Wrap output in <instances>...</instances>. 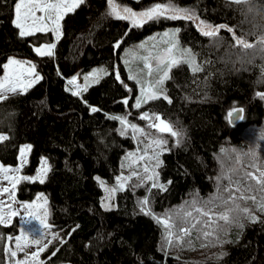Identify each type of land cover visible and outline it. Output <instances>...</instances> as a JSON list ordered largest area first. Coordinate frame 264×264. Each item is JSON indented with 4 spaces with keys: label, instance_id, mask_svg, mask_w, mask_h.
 <instances>
[{
    "label": "trees",
    "instance_id": "obj_1",
    "mask_svg": "<svg viewBox=\"0 0 264 264\" xmlns=\"http://www.w3.org/2000/svg\"><path fill=\"white\" fill-rule=\"evenodd\" d=\"M114 1L134 12L171 4L190 9L194 18L161 16L133 26L130 20L111 14L109 0H84L64 16L62 35L56 41L52 31L21 37L13 24L16 0H0V80L10 57L31 62L42 77L25 93L0 101V134L8 137L0 141V163L17 166L26 144L32 150L25 174L35 172L42 158L49 162L43 183L24 180L18 190V198L25 201L43 193L51 224L66 235L47 264H264L260 207L264 192L247 193L255 201H237L249 209L255 222L243 213L239 224L218 219L229 212V205L220 199L227 192L220 189L238 179L234 172L259 176L264 171V99L257 95L264 94V85L257 81L264 63L257 61L251 73L230 72L220 62V54L235 52L213 48L218 39L239 50L238 17L235 9L231 11L237 0ZM199 22L219 28L217 35L205 36ZM168 28L177 29L178 40L194 55L200 71L179 62L164 82L168 98L151 99L136 108L138 88L128 77L122 54L129 45ZM48 43L55 44L54 54L38 55L35 48ZM102 66L108 69L105 77L80 95H72L67 80ZM90 106L99 111L92 112ZM234 109H243L242 119L230 122L227 113ZM144 111L161 116L179 133L162 159L160 179L166 187L149 195L152 212L171 217L187 208L197 216L194 209L211 202L208 207L218 228L204 241L208 246H201L194 230L190 246L162 249L165 229L153 215L140 211L146 193L140 186L120 190L116 209L102 207L103 189L97 178L114 181L123 155L135 146L130 131L122 133L120 121L108 117L135 119L134 114ZM245 183L259 188L255 181ZM233 215L229 212L230 221ZM14 229L0 224L1 242ZM0 264H5L3 249Z\"/></svg>",
    "mask_w": 264,
    "mask_h": 264
},
{
    "label": "snow or ice",
    "instance_id": "obj_2",
    "mask_svg": "<svg viewBox=\"0 0 264 264\" xmlns=\"http://www.w3.org/2000/svg\"><path fill=\"white\" fill-rule=\"evenodd\" d=\"M84 0H16V3L14 4V20L13 24L14 26L19 29V35L21 37L33 35L36 32H45V31H52L57 35V38L60 35V24L59 21L62 19L63 15L66 14L69 10H74L75 7H78L79 4L83 3ZM109 5L112 7V13L115 15L118 19H129L133 26H138L142 23H144L148 19H158L161 16H164L168 19H192L194 18V13L190 9H179L175 8L171 4L168 5H162V4H155L150 9L136 13L133 12L130 8H123L122 13L118 12L112 4V0H109ZM37 13H41V15H37ZM203 25V22H201ZM203 27H209L208 25H203ZM219 27H224L223 25ZM203 30V28H202ZM219 31V28H213L208 31H204L205 36L215 37ZM229 31H232L231 28H229ZM165 37H171V39L168 41V43L175 46V33H165ZM236 43L239 45L249 46L244 43L242 39L236 40ZM116 47H119V43H117ZM143 47V45L141 46ZM55 48V44L48 43L43 46H37L35 48V51L38 55H53V49ZM181 55L185 57V62L189 63L194 71H200V67L195 64L194 61V55L188 51L184 50ZM152 60H155V67L151 63ZM177 59L174 54V47H169L165 50L163 55L158 56H149L145 57V64L144 67L148 70V74L151 75L153 71L162 73L161 78L156 83V87L151 91H145L142 89L141 91V97L137 99L135 107L140 108L142 103H146L148 99H155L158 98V96L161 94L162 89L160 88V85L163 83V80L168 77V71L170 68L177 63ZM25 63L24 61H19L13 58H10L8 60V63L3 65V67L7 70L10 65H15L17 67H22ZM106 70L99 69L94 70L91 74V80L89 75H85L83 77L85 83L83 86L78 85L76 82V78L73 77L68 81L69 85L75 86V89L72 90V95H80L81 92L86 91L87 87L89 86L90 82H97L99 79L100 74H104ZM25 73L21 72L19 75H16L14 78L5 77L4 80H0V98H6L8 93H17L23 92L26 90L28 85L38 81L42 77L39 76V74L35 71V65H32L28 63L27 67V76L31 77V79H28V83L24 84L23 80L21 79L22 76H24ZM117 79H119V75L117 74ZM130 79H134L135 77L130 76ZM18 85H23V87H18ZM125 87H127L125 85ZM257 95L264 99V94L257 93ZM167 99V97H165ZM171 102V101H169ZM124 104L128 103V100L125 99L123 101ZM90 110L92 112L99 111V109L95 107L90 106ZM243 112V109H234L233 111H229L227 113V116L229 118V121L231 122L235 112ZM109 119H116L119 120L122 125V133L125 131L128 127H130L133 131V133H142L141 129H138L136 125L130 124V122L126 119V117H118V116H110ZM242 119V116L240 117ZM140 119H147L150 121H159V123H150L149 127H155L158 131L164 132L168 131L171 133L172 136H177L179 133L176 131H173L169 124L165 123L163 120L160 119L159 116H149L148 113H142L140 116ZM7 136L0 135V141L7 139ZM135 138V135L134 137ZM166 140H164L163 137L160 138H153L152 145L154 150V155L151 157L152 159L157 160V166L159 165L158 155L159 152L156 151V149H159L160 151L164 150V145L166 144ZM30 151V146H26L24 148L20 149V162L21 166H23L25 162V156L26 153ZM143 159V157H141ZM237 159H239L237 157ZM42 169L37 174L36 177H28V176H19L16 173L20 172V168H16L15 170L11 168L4 167L0 165V176H2L3 180L8 181L9 185L11 186V190L9 187H2L0 188V195H3L4 193H9V198L14 200V190L18 182L21 180H29V181H35L39 180L41 183H43L44 175L46 174L48 170L47 161L44 160L42 162ZM255 167V165H253ZM149 171L148 167L144 168V172L147 173ZM132 175H137L136 172H133ZM156 173L153 171V175L148 176L147 179L154 180L156 177ZM234 175L238 177V179H232L231 184L225 185L224 188L220 189L221 192H227L226 197H220L222 199L223 203L225 205H229V212H235L236 215H233L231 217L229 212L221 213L218 217L219 220H222L226 223L228 222H234L239 224L240 220V214H246L247 218L251 219L253 222H255V217L251 216L249 213V209L247 207H241L237 201L242 199H251L253 201L256 200V197L248 196L247 193L254 192V191H260L264 192V171H261L259 176L253 175L251 172H245L243 175H240L238 171L234 172ZM131 179V177H120L118 178V185L114 188H106L104 185V182L100 180V178H97L99 181L101 187H105V191L108 193V196L105 198L106 200H110L111 196L114 192L118 190H123L125 182ZM143 179V177H141ZM245 181H255L256 185H259V188H255L253 184L251 183H245ZM232 185H235V192L232 190ZM152 187H160L162 190H164V185H158L157 183H153ZM236 193H239L237 196ZM2 203V202H0ZM46 203V200H45ZM208 203L211 202H205L204 206L202 208H195V212L197 213V216H193V211L186 209H183L179 212H174L171 217L166 218H158L156 217L151 209L148 207L149 201L147 199L140 202V208L141 212H143L145 215H153V218L157 220V223H160L163 225L165 229V240L164 244L162 245V249L165 246L171 245L173 247H181V245H187L190 246L192 244V233L195 230L197 235L195 239L201 241V246H208V244H205L204 241L208 240L209 237L217 234V228L216 225V217L212 213V209L208 207ZM105 208L110 207L109 204L105 203L103 205ZM25 210L27 211L32 207V205H25ZM261 210H264V202L260 205ZM32 213L30 212L29 215ZM12 215H15V213H12ZM46 215V213H45ZM206 218V219H205ZM172 221L171 223L169 221ZM0 222H6L4 221L3 217H0ZM41 223L44 224V221L41 220ZM44 226L47 228L49 227L47 224H44ZM242 227V225H240ZM188 239H185V238ZM36 243H39V241H36ZM211 244V241L208 242ZM17 247H21L19 243V239L17 240ZM12 256H15V252H11ZM38 255V253H33V259ZM27 264V262H25Z\"/></svg>",
    "mask_w": 264,
    "mask_h": 264
},
{
    "label": "rangeland",
    "instance_id": "obj_3",
    "mask_svg": "<svg viewBox=\"0 0 264 264\" xmlns=\"http://www.w3.org/2000/svg\"><path fill=\"white\" fill-rule=\"evenodd\" d=\"M112 4H113V6H115L116 10L118 12H121V13H122L123 8H125L124 6H119L114 0H112ZM75 8H74V10H75ZM74 10H69L66 12V14L69 12H72ZM111 10H112V7H111ZM136 13H140V12H136ZM66 14H64L62 19L59 21V24H60V35H59V37L57 38V35L55 33H53L55 40L60 39V37L62 35V20ZM37 15H41V13H37ZM203 25H205V24H203ZM203 25L201 24V22H199V26L201 27V29L203 28V30H205V31L213 29L211 26L205 28V27H203ZM45 32H48V31H45ZM36 33H39V32H36ZM165 33H175V41H176L175 46L168 43V41L171 39V37H165V35H164ZM177 33H178L177 29L168 28L166 30L159 31L157 33H153V34L147 36L142 41L135 43V44H131L125 49L124 53L122 54V57H123V61L125 63L126 72L128 74V77H130V76L135 77L134 79H130V78L129 79L134 81L135 85L138 88L137 99H139L141 97L142 89H144L145 91L153 90L156 87L157 81L160 80L161 75H162V73H158L155 71H153L151 75L148 74V70L144 67L145 57H149V56L155 57L158 55H163L167 48L174 47V54H175V57L178 61L176 64H178L179 62L185 61V57L183 55H181V53L184 50H188V48H186L185 46H183L180 43V41L178 40V37H177ZM142 45H143V47H141ZM54 51H55V48L53 49V54H54ZM42 56H48V55H42ZM10 58L18 60L16 57H10ZM194 61H195V64H197L195 59H194ZM151 63L155 67V60H152ZM30 64H32V63L30 62ZM27 67H28V63H25L22 67L10 65L9 68L6 70V74L3 78V80L5 79V77L14 78L16 75H19L21 72H24L25 75L22 76L21 79L23 80L24 84H27L28 79H31V77L27 76ZM171 68L168 71V77L170 76ZM99 69H104L106 71L104 74L99 75L98 81H100L103 77L106 76V74H108V69L105 66L98 67L94 70H99ZM94 70H92L86 74H82L83 77L85 75H89L90 80H91L92 79L91 74L93 73ZM35 71L37 72L36 67H35ZM39 76H40V74H39ZM166 79H164L163 83L160 85L162 92L158 96V98H160V97H167L168 98V96L166 95V89H165V85H164V82ZM39 80L28 85V87L26 88L25 91H23V92L18 91L17 93H25L29 88H31L37 82H39ZM93 83H96V82H90L89 85L93 84ZM18 87H23V85H18ZM17 93H11L10 92L7 94L6 98H8L14 94H17ZM6 98H0V101L4 100ZM148 100H151V99H148ZM142 113H148L149 116H151V114L149 112H145V111L134 114L136 116L135 119L134 118L131 119L130 116H128V117L126 116V119L130 122V124L136 125V127L138 129L142 130V133H135L134 134L130 127L127 128L130 131L132 137H134V135H135V138H133L134 142H135V146L133 148L129 149L123 155V158L121 161V166H120V172L116 175L114 181L109 182L103 178H100V177H98V178H100V180L104 182V185L106 188H114L118 185V178H120V177H131V179H128L125 182L123 190L129 186H140L141 188L146 189V193L143 195L142 201L145 199H147L149 201L150 200L149 195H150L151 191L153 189H156V188L161 189L160 187H152V184L155 182L158 185H164L161 183V179H160L161 178L160 169L162 166V159H163V155L170 151L171 139L173 137H176V136H172L170 132L169 133H163V132H160V131L154 129L153 127H149V124L152 123L153 121H150L147 119H140V116ZM137 119L138 120L139 119L144 120L146 123L145 124L138 123L136 121ZM154 137L155 138L163 137L164 140H166V142H167L164 145L163 151L156 149V151L159 152L158 160L160 163L158 166H157V160L151 158L154 155L153 146H151L152 140ZM26 146H30V151H28L26 153L25 162H24L23 166H21L20 154H19L17 166H14V167L4 166L1 163H0V165L7 167V168H11L13 170H15L16 168H20V172L16 173L19 176L36 177L37 174L41 171V169L43 167L42 162L44 160H46L47 165H48V170H47L46 174L44 175V179H43V181H44L46 179L47 173H48L49 168H50L49 162L46 158L41 159L40 164H39V166L35 172H33L31 174H25L23 172L25 167L29 163V157H30V153L32 150V146L30 144H26V145L22 146L21 148H24ZM141 157H143V159H141ZM145 167L149 168V171L147 173L144 172ZM153 171L157 174L155 179L154 180L147 179L148 176L153 175ZM260 171H262V170H260ZM133 172H136L137 175H132ZM141 177H143V179H141ZM23 181L24 180H21L20 182H18L16 187H15V190H14L15 202H13V200L9 198V193H4L3 195H0V202H2V203H0V217H3L4 221H6V222H0V224L6 228L7 227L8 228L9 227L10 228L15 227V229H14L15 232L8 231L6 233V235L4 236L3 242H1V238H0V254H1V251L3 249L5 264H25V262H27V264H47L49 259L52 257V255L57 250V247L62 242H64L66 235L62 231L55 229V227L51 224L50 218H49L50 207L48 204V200L43 193L40 192V193L36 194L32 199L26 200V201L20 200L18 198L19 186H20L21 182H23ZM35 181L40 182L38 179ZM32 182H34V181H32ZM2 187H9L11 190V186L9 185L8 181L3 180L2 176H0V188H2ZM105 187H102V189H103L102 207L105 210L116 209L117 208L116 196L120 190L114 192L112 194L110 200H106L105 198L108 196V193L105 191ZM165 187H166V185H164V188ZM45 200H46V203H45ZM105 203L109 204L110 207L105 208L103 206ZM25 205H32V207L26 211L25 207H24ZM148 207L151 209L150 201H149ZM140 211H141V208H140ZM151 211H152V209H151ZM30 212L32 213L31 215H29ZM12 213H15V215H12ZM45 213H46V215H45ZM155 216L158 218H162V219L166 218L164 216H159L156 214H155ZM41 220H43L44 224H47L49 227L46 228L44 226V224L41 223ZM169 222L171 223L172 221L170 220ZM18 239H19V243L21 245V247H19V248L17 247V240ZM36 241H39V243H36ZM169 246L170 245H168L167 250L169 249ZM11 252H15L16 255L12 256ZM33 253H38V255L34 259L32 258Z\"/></svg>",
    "mask_w": 264,
    "mask_h": 264
},
{
    "label": "clouds",
    "instance_id": "obj_4",
    "mask_svg": "<svg viewBox=\"0 0 264 264\" xmlns=\"http://www.w3.org/2000/svg\"><path fill=\"white\" fill-rule=\"evenodd\" d=\"M236 10L238 17L236 30L238 39H242L246 45H241L239 50L235 46L216 40L213 48H223L235 55L220 54V62L224 69L230 72H249L257 66V61L264 63V0H237L232 4L231 11ZM257 81L264 85V72L257 75Z\"/></svg>",
    "mask_w": 264,
    "mask_h": 264
},
{
    "label": "built area",
    "instance_id": "obj_5",
    "mask_svg": "<svg viewBox=\"0 0 264 264\" xmlns=\"http://www.w3.org/2000/svg\"><path fill=\"white\" fill-rule=\"evenodd\" d=\"M73 77H75L76 78V82H77V84L78 85H81V86H83L84 85V83H85V81H84V79H83V75L82 74H77V75H75V76H73ZM72 77V78H73ZM71 78V79H72ZM70 80V79H69ZM69 80H67V84H68V81ZM68 86H69V89L71 90V92H72V90H74L75 89V86H73V85H69L68 84ZM153 213V212H152ZM154 214V213H153ZM155 215V214H154Z\"/></svg>",
    "mask_w": 264,
    "mask_h": 264
},
{
    "label": "water",
    "instance_id": "obj_6",
    "mask_svg": "<svg viewBox=\"0 0 264 264\" xmlns=\"http://www.w3.org/2000/svg\"><path fill=\"white\" fill-rule=\"evenodd\" d=\"M242 116L241 112H235L234 116H233V122L236 121V119H239ZM161 120H163L165 123L169 124L167 121H165L161 116H159ZM152 123H159V121H153ZM170 125V124H169ZM171 127V126H170ZM154 129L157 130V128L153 127ZM163 133H169L168 131H164ZM59 264H72V263H59Z\"/></svg>",
    "mask_w": 264,
    "mask_h": 264
},
{
    "label": "crops",
    "instance_id": "obj_7",
    "mask_svg": "<svg viewBox=\"0 0 264 264\" xmlns=\"http://www.w3.org/2000/svg\"><path fill=\"white\" fill-rule=\"evenodd\" d=\"M57 41V40H56Z\"/></svg>",
    "mask_w": 264,
    "mask_h": 264
}]
</instances>
